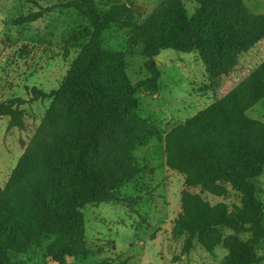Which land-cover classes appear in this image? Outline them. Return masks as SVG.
I'll return each mask as SVG.
<instances>
[{
    "label": "trees",
    "instance_id": "16d2710c",
    "mask_svg": "<svg viewBox=\"0 0 264 264\" xmlns=\"http://www.w3.org/2000/svg\"><path fill=\"white\" fill-rule=\"evenodd\" d=\"M38 8L14 21L25 26L48 9L37 0H17ZM189 16L181 0H162L140 27L128 4L68 0L62 7L84 16V43L57 90L32 89L31 99L0 101V118L22 129L21 107L51 101L42 127L0 189V264H27L20 257L35 247L50 264L84 261L89 256L82 210L100 204L133 207L122 193L141 173L135 151L160 138L158 127L139 115V91L156 93L161 51L196 53L211 81L227 78L240 56L264 40V14H251L242 0H196ZM112 26L132 31L150 77L132 85L121 52L103 46ZM74 38V37H71ZM264 99V62L214 104L173 128L164 137L168 169L215 198L229 191L239 207L211 206L184 193L182 212L171 236L184 237L181 256L198 244L211 253L221 246L225 264H262L264 205L254 180L264 170V123L247 112ZM231 232L224 235L222 230ZM245 236L243 240L241 237ZM93 264H116L101 261Z\"/></svg>",
    "mask_w": 264,
    "mask_h": 264
},
{
    "label": "rangeland",
    "instance_id": "374dc122",
    "mask_svg": "<svg viewBox=\"0 0 264 264\" xmlns=\"http://www.w3.org/2000/svg\"><path fill=\"white\" fill-rule=\"evenodd\" d=\"M68 0H37L48 9L43 18L25 26L14 25L19 17L39 11L17 0H0V101L31 99L32 89L46 94L58 89L80 46L87 19L62 7ZM101 4H128L134 24L140 27L162 0H97ZM189 16L197 8L196 0H181ZM253 15L264 14V0H242ZM74 37V38H71ZM132 31L112 26L102 33L106 49L121 52L132 85L150 75L143 65L138 47L130 44ZM264 62V40L240 56L238 65L224 79L211 81L194 52L182 54L161 51L155 64L161 73L156 93L139 91L136 98L139 115L155 124L160 138L148 141L135 151L140 175L122 193L136 200L133 207L124 204L86 206L83 210L89 256L69 264H93L110 261L116 264H225L227 251L221 246L208 253L198 244L181 256L184 237L171 236L174 221L182 212L184 193L197 195L211 206L223 203L231 210L239 207V195L229 191L226 198H215L198 187H188L182 175L168 169L163 137L173 128L205 110L245 79ZM51 101H37L21 107L22 129L8 128L9 118H0V189L31 143ZM249 118L264 123V99L247 112ZM258 199L264 205V170L254 180ZM226 236L231 234L223 229ZM243 240L245 236L241 237ZM264 256V241L256 249ZM27 264H50L43 249L35 247L19 258ZM264 264V262L262 263Z\"/></svg>",
    "mask_w": 264,
    "mask_h": 264
}]
</instances>
